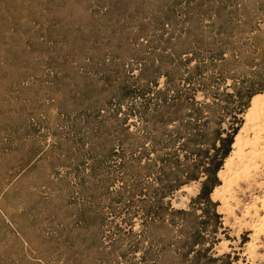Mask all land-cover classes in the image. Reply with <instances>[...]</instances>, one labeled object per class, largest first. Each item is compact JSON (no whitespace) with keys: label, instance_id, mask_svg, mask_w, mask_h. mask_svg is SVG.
I'll list each match as a JSON object with an SVG mask.
<instances>
[{"label":"rangeland","instance_id":"1","mask_svg":"<svg viewBox=\"0 0 264 264\" xmlns=\"http://www.w3.org/2000/svg\"><path fill=\"white\" fill-rule=\"evenodd\" d=\"M263 94L264 0H0V264H264Z\"/></svg>","mask_w":264,"mask_h":264},{"label":"bare ground","instance_id":"2","mask_svg":"<svg viewBox=\"0 0 264 264\" xmlns=\"http://www.w3.org/2000/svg\"><path fill=\"white\" fill-rule=\"evenodd\" d=\"M248 130L253 133V137L248 136L246 133ZM260 158L264 164V94L252 98L244 127L235 138L232 152L225 161L224 169L218 174L221 185L216 187L212 195L220 200L221 205L228 212H231L229 200L232 198L233 186L240 180H248L250 178L251 169H256V162ZM257 166L258 170L259 162ZM257 170L252 171V173ZM262 185L264 186V180ZM259 210L262 211V214L258 213L260 212ZM251 212H254L253 218L256 220L250 225L252 241L247 243V246L248 250L252 252L255 247L254 242L258 240L260 235H264V192L260 197H255L253 204L245 208L241 217L244 219L252 218Z\"/></svg>","mask_w":264,"mask_h":264}]
</instances>
